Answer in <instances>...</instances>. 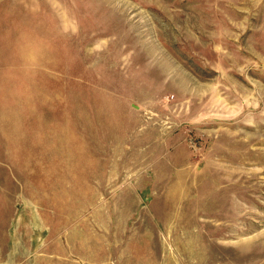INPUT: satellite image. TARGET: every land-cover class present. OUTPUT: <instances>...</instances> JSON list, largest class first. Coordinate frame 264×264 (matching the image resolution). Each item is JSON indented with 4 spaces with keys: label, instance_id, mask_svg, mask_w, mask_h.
<instances>
[{
    "label": "rangeland",
    "instance_id": "374dc122",
    "mask_svg": "<svg viewBox=\"0 0 264 264\" xmlns=\"http://www.w3.org/2000/svg\"><path fill=\"white\" fill-rule=\"evenodd\" d=\"M0 264H264V0H0Z\"/></svg>",
    "mask_w": 264,
    "mask_h": 264
}]
</instances>
